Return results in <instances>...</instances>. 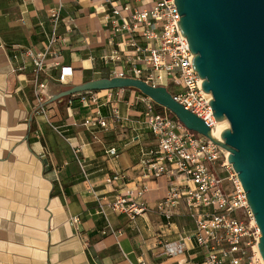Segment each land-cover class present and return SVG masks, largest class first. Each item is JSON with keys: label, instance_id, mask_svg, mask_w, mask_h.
I'll return each mask as SVG.
<instances>
[{"label": "crops", "instance_id": "crops-1", "mask_svg": "<svg viewBox=\"0 0 264 264\" xmlns=\"http://www.w3.org/2000/svg\"><path fill=\"white\" fill-rule=\"evenodd\" d=\"M61 5L62 22L56 31L60 41L54 49L74 75L65 86L57 81L60 68L41 76L49 95L43 113L34 102L32 83L20 84L12 73L10 48L43 52L54 29L48 11ZM105 9L104 0H0V264L204 261L193 238L195 224L186 223V209L180 207L172 226L154 211L170 186L165 177L149 183L148 211L133 222L110 213L108 223L96 213L102 198L112 199L141 184V162L157 148L143 122L144 95L130 89L100 92L101 113L109 126L93 133L82 123L94 109L76 101L72 107L66 102L63 112L57 101L50 102L70 86L106 78L114 69L115 64L101 60L112 49L103 24ZM18 62L31 70L24 55ZM77 145L83 146L80 155L74 151ZM111 148H117L118 156L106 153ZM117 173L124 179L109 184ZM75 216L81 221L79 231L70 224ZM164 241L182 252L166 255Z\"/></svg>", "mask_w": 264, "mask_h": 264}, {"label": "built area", "instance_id": "built-area-1", "mask_svg": "<svg viewBox=\"0 0 264 264\" xmlns=\"http://www.w3.org/2000/svg\"><path fill=\"white\" fill-rule=\"evenodd\" d=\"M104 26L109 32L107 45L112 48L101 60L115 67L106 78H134L154 86H163L173 91L172 97L187 111L204 121L213 131L218 124L209 101L211 94L201 89L202 79L193 68L192 51L179 28L176 0H104ZM62 5L48 11L53 23L52 36L43 52L12 46V73L20 84L32 83L34 102L46 113L47 83L41 80L47 71L60 68L57 77L61 85H69L74 71L61 62L62 54L54 49L60 41L56 34L62 22ZM25 24V20L22 19ZM13 51V52H12ZM23 55L32 65L28 72L26 63L19 64ZM53 61L48 64L47 61ZM118 65V66H116ZM32 75L30 80L26 76ZM103 92V91H100ZM84 92L69 96L67 106L78 101L83 107L94 109L93 116L86 118L83 127L93 133L107 129L108 123L101 113V93ZM147 111L143 122L157 141L151 157L141 162L145 170L141 184L119 193L116 197L102 198L96 213L109 223L110 213L126 215L131 222L144 216L149 208L145 195L149 183L165 177L170 186L162 199H158L154 211L173 225L180 207L188 212L195 224L193 238L203 252L201 264H259L257 246L261 232L249 208L247 195L233 167L228 163L229 153L213 144L207 137L189 132L164 108L156 112L155 103L146 95L142 97ZM116 118L119 117L115 110ZM60 130L59 128H56ZM81 145L74 146L76 154L82 153ZM118 156L117 148L106 152ZM223 175V176H222ZM124 179L123 174L110 176L107 182L116 183ZM70 224L79 229L81 221L73 217ZM79 231V230H78ZM107 231L105 230L104 233ZM166 255L176 256L182 249H174L164 241ZM136 264H148L140 259ZM182 264V263H180ZM262 264V263H261Z\"/></svg>", "mask_w": 264, "mask_h": 264}, {"label": "water", "instance_id": "water-1", "mask_svg": "<svg viewBox=\"0 0 264 264\" xmlns=\"http://www.w3.org/2000/svg\"><path fill=\"white\" fill-rule=\"evenodd\" d=\"M179 28L187 39L204 94H211L217 124L229 123L220 140L211 128L174 101L167 88L134 78L90 80L54 95V103L84 92L134 88L164 107L189 132L226 150L247 195L261 237L264 264V0H176Z\"/></svg>", "mask_w": 264, "mask_h": 264}, {"label": "trees", "instance_id": "trees-1", "mask_svg": "<svg viewBox=\"0 0 264 264\" xmlns=\"http://www.w3.org/2000/svg\"><path fill=\"white\" fill-rule=\"evenodd\" d=\"M130 90H133V91H136V92H138V93H141V92H139L138 90H136V89H134V88H129ZM129 89H126V90H129ZM169 91H170V93L172 94L173 93V91H171V89H169ZM100 92V91H99ZM99 92H96V93H99ZM142 94V93H141ZM67 100H68V98H62V99H60V100H58L57 102H58V104H59V108L64 112V110H65V106H66V102H67ZM155 107H156V112H160V111H162L163 109H164V107H159L158 105H156L155 104ZM194 133V132H193ZM194 134H196V133H194ZM203 263V262H202Z\"/></svg>", "mask_w": 264, "mask_h": 264}, {"label": "bare ground", "instance_id": "bare-ground-1", "mask_svg": "<svg viewBox=\"0 0 264 264\" xmlns=\"http://www.w3.org/2000/svg\"><path fill=\"white\" fill-rule=\"evenodd\" d=\"M226 128H229L228 122H224V123L219 124L217 126V128L213 131V135H215V137L220 140L221 132ZM257 255H259L261 257V255L259 254V247L258 246H257ZM262 264H263V261H262Z\"/></svg>", "mask_w": 264, "mask_h": 264}, {"label": "rangeland", "instance_id": "rangeland-1", "mask_svg": "<svg viewBox=\"0 0 264 264\" xmlns=\"http://www.w3.org/2000/svg\"><path fill=\"white\" fill-rule=\"evenodd\" d=\"M223 176V175H222ZM193 221L188 217V216H186V223H192ZM194 223V222H193ZM192 223V224H193ZM261 263H262V260H261ZM261 263H259V264H261Z\"/></svg>", "mask_w": 264, "mask_h": 264}]
</instances>
